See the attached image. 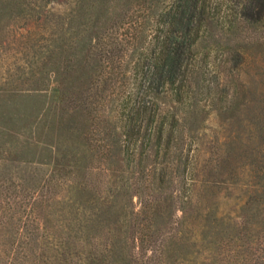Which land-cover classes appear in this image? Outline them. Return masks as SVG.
<instances>
[{
    "label": "rangeland",
    "instance_id": "374dc122",
    "mask_svg": "<svg viewBox=\"0 0 264 264\" xmlns=\"http://www.w3.org/2000/svg\"><path fill=\"white\" fill-rule=\"evenodd\" d=\"M148 1L0 0L3 264H9V257L23 264L20 258L30 243L39 250L37 239L28 237L64 235L59 218L50 211L44 234L31 225L26 231L33 219L25 196L52 183L56 166L66 167L62 176L71 186L80 183L98 191L111 184L107 169L112 167L113 151L107 149L113 148V110L132 86L123 77L133 75ZM195 62L199 66L190 97L175 111L183 117L187 111L189 116L175 142L182 150L175 144L171 156L199 149L216 172L217 165L222 167L218 160L228 152L225 144L235 140L250 154L249 159L248 154L235 158L240 170L264 162V20L255 26L215 25L195 48ZM56 80L59 93L54 91ZM163 109L168 111L169 105ZM240 153L241 149L237 156ZM151 160L145 162L152 164ZM251 169L259 174L257 166ZM141 183L144 190L147 183ZM227 203L223 202L224 212L232 209ZM50 244L40 256L46 260L55 256Z\"/></svg>",
    "mask_w": 264,
    "mask_h": 264
},
{
    "label": "trees",
    "instance_id": "16d2710c",
    "mask_svg": "<svg viewBox=\"0 0 264 264\" xmlns=\"http://www.w3.org/2000/svg\"><path fill=\"white\" fill-rule=\"evenodd\" d=\"M146 7L133 75L123 77L132 86L113 110V148L107 149L113 151L107 169L112 182L98 191L71 186L62 176L64 164L56 166L52 183L25 196L33 219L26 231L31 225L44 234L50 211L64 235L28 237L37 239L39 250L30 243L19 257L23 264H264V162L240 170L235 158L250 154L235 140L225 144L216 172L199 149L171 156L189 119L187 111L186 119L175 111L190 97L199 66L195 48L215 25H259L264 0H149ZM59 85L56 80L55 93ZM253 179L258 181L250 184ZM65 184L66 190L53 193ZM226 200L233 205L224 212ZM47 242L55 255L50 260L40 257ZM5 255L0 249V264Z\"/></svg>",
    "mask_w": 264,
    "mask_h": 264
}]
</instances>
